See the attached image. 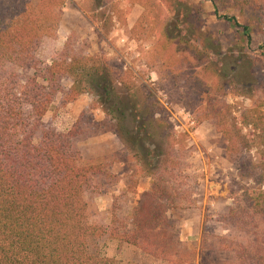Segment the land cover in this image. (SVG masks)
<instances>
[{
    "label": "trees",
    "instance_id": "obj_1",
    "mask_svg": "<svg viewBox=\"0 0 264 264\" xmlns=\"http://www.w3.org/2000/svg\"><path fill=\"white\" fill-rule=\"evenodd\" d=\"M206 1L212 3L216 20L225 22L239 35L243 44L239 51H253L254 44L264 50V32L254 33L236 17L220 15L215 3ZM65 2L0 0V264H111L89 251L90 242L104 237L165 264H183L178 256L176 230L166 213L188 209L190 202L183 200L184 195L181 197L175 186L166 189L154 184L151 194L132 209L130 216L119 218L112 213L110 229L88 223L83 197L99 169L81 165V156L72 142L77 134H57L44 125L43 118L54 96L61 93L62 78L72 80L65 93L67 97L87 93L92 83L97 91L101 90L99 96L111 103L120 101L110 82L119 78L108 63L98 67L91 58L78 57L70 44L54 54L50 64L37 57L43 40L56 32ZM174 3L170 22L157 34V48L160 53L168 50L169 56L189 54L191 82L186 81L185 85L196 93L199 86L204 92V109L198 93L184 92L178 96L185 104L195 105L198 101V110L203 112L204 119L214 122L226 143L227 156L238 167V181L231 190L235 205L229 209L226 222L243 235V241L219 239L220 249L233 253V264H264V227L260 225L261 221L264 223V105L242 112L236 121L238 125L227 119L222 98L226 88L233 85L232 75L238 72L237 68L227 71L222 63L216 70L214 53L205 44L207 34L195 26L200 7ZM185 6L187 12L181 17ZM182 59L180 56L173 63L166 57L156 58L157 74L182 80L186 76L182 67L186 60ZM18 71L30 75L23 82ZM201 78L205 81H199ZM144 108L146 115L154 117L155 108ZM125 110L117 108L121 118L125 117ZM133 115L134 120L143 123L140 127L145 131L146 117ZM163 121L157 120L155 129ZM250 127L254 131L252 139L242 132ZM259 127L262 130L256 133ZM146 137L153 136L147 133ZM255 146H260L257 164L252 163L248 154Z\"/></svg>",
    "mask_w": 264,
    "mask_h": 264
},
{
    "label": "rangeland",
    "instance_id": "obj_2",
    "mask_svg": "<svg viewBox=\"0 0 264 264\" xmlns=\"http://www.w3.org/2000/svg\"><path fill=\"white\" fill-rule=\"evenodd\" d=\"M175 1L200 7L195 26L207 34L205 44L214 53L212 61L216 70L222 63L227 71L237 68L238 72L232 75L233 85L226 88L222 98L227 119L238 125L236 121L242 112L264 105V50L254 44L253 51H239L243 47L239 35L225 22L216 20L212 3L206 0H66L56 32L43 40L37 57L50 64L52 56L70 44L78 57L94 60L93 65L100 67L108 63L119 78L110 82L124 104L119 106L118 100L107 101L92 83L87 93L67 97L65 93L72 80L64 77L60 81L61 93L54 96L43 123L57 134L70 131L77 134L72 142L81 156V165L99 169L92 187L83 197L90 225L110 229L112 213L119 218L130 216L132 209L151 194L154 184L166 189L175 186L181 197L184 195L183 200L190 202L188 209L166 213L177 237L183 222H186V235H191L182 242L178 239L181 262L233 264V253L221 250L218 241H243V235L226 222L229 209L235 205L231 190L238 181L237 163L227 156L226 143L214 122L204 119L203 112L198 110L199 100L202 108L205 106L200 87L197 86L199 98L195 105L185 104L178 96L184 92L197 94L185 85L186 81L191 82L189 54L169 56L168 50L160 53L157 48V34L170 22ZM212 1L220 15L236 17L254 33L264 32V0ZM186 6L180 12L181 17L187 12ZM180 56L186 60L182 65L186 76L182 80L157 74L156 58L166 57L174 63ZM17 73L23 82L30 75ZM173 81L176 87L171 84ZM118 107L126 109L124 118L117 113ZM144 107L155 108L154 117L150 113L146 115ZM132 115L146 117L145 131L140 127L143 123L134 120ZM160 119L164 120L162 126L155 129V122ZM261 130L259 127L256 133ZM242 132L254 138L251 127ZM147 133L152 134V139L146 137ZM259 149L260 146L249 149L254 164L258 162ZM145 184L148 190L139 194V186L147 189ZM260 225L264 227L262 221ZM224 241L222 246L226 245ZM89 245L90 253L110 260L111 264H165L111 237Z\"/></svg>",
    "mask_w": 264,
    "mask_h": 264
},
{
    "label": "crops",
    "instance_id": "obj_3",
    "mask_svg": "<svg viewBox=\"0 0 264 264\" xmlns=\"http://www.w3.org/2000/svg\"><path fill=\"white\" fill-rule=\"evenodd\" d=\"M145 188H147V189H144L141 186H139L138 193L140 194V193L148 190V188H149L148 185L145 184ZM185 223L186 222H183V224L181 225V229L179 231L178 239H179L180 242L187 240L191 236L190 234L186 235L187 234V230L185 229Z\"/></svg>",
    "mask_w": 264,
    "mask_h": 264
},
{
    "label": "built area",
    "instance_id": "obj_4",
    "mask_svg": "<svg viewBox=\"0 0 264 264\" xmlns=\"http://www.w3.org/2000/svg\"><path fill=\"white\" fill-rule=\"evenodd\" d=\"M193 123L191 122L190 125H192Z\"/></svg>",
    "mask_w": 264,
    "mask_h": 264
}]
</instances>
